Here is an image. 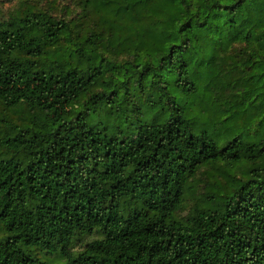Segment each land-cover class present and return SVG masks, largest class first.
<instances>
[{
    "label": "trees",
    "instance_id": "trees-1",
    "mask_svg": "<svg viewBox=\"0 0 264 264\" xmlns=\"http://www.w3.org/2000/svg\"><path fill=\"white\" fill-rule=\"evenodd\" d=\"M27 1L0 21V264H264V0Z\"/></svg>",
    "mask_w": 264,
    "mask_h": 264
},
{
    "label": "rangeland",
    "instance_id": "rangeland-1",
    "mask_svg": "<svg viewBox=\"0 0 264 264\" xmlns=\"http://www.w3.org/2000/svg\"><path fill=\"white\" fill-rule=\"evenodd\" d=\"M80 0H28L27 6H33L42 11H47L51 15H53L56 19H73L76 17V14L80 11L79 6ZM21 8V0H0V21H4L9 18V16L13 13L15 9ZM2 113V108L0 107V116ZM15 119H18L17 116H13ZM201 181L196 188V193L187 197L186 207L182 210L181 217L187 216L190 212V208L194 205V203L199 198L198 195L202 193L204 188V179L205 176L202 174L198 177ZM203 180V182H202ZM194 184V183H193ZM192 184V185H193ZM99 238L96 235L88 238H81L79 242H77L74 252H80L84 249V246L93 241L94 239ZM6 241V235L0 227V242ZM34 258H38L42 263L45 264H65L66 260L63 258L61 254H55L54 256L47 255L46 253H33Z\"/></svg>",
    "mask_w": 264,
    "mask_h": 264
}]
</instances>
